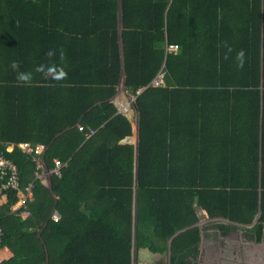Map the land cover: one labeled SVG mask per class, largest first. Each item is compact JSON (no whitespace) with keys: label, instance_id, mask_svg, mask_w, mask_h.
Here are the masks:
<instances>
[{"label":"trees","instance_id":"16d2710c","mask_svg":"<svg viewBox=\"0 0 264 264\" xmlns=\"http://www.w3.org/2000/svg\"><path fill=\"white\" fill-rule=\"evenodd\" d=\"M2 50L0 151L5 140L39 142L48 167L54 158L63 165L49 190L29 155L9 153L22 185L33 183L35 220H2L1 242L13 254L0 264H130L134 180L137 245L162 249L170 239L171 264L197 256L196 205L241 222L259 210L250 231L260 238L264 0H0ZM50 50L58 65L64 51L66 80L35 72ZM13 61L32 73L30 85L17 83ZM161 70L165 84L152 85ZM122 71L138 110L136 152L120 142L130 121L108 101ZM88 127L96 131L87 137ZM15 200L10 192L0 213ZM39 220L40 236L30 227Z\"/></svg>","mask_w":264,"mask_h":264},{"label":"crops","instance_id":"0c3cea01","mask_svg":"<svg viewBox=\"0 0 264 264\" xmlns=\"http://www.w3.org/2000/svg\"><path fill=\"white\" fill-rule=\"evenodd\" d=\"M0 53L3 54V50L0 51ZM122 74H124L123 71L120 75L122 77V81L120 85L116 86L118 88L116 90L117 93H115V96L118 97L119 101L114 99L112 100L115 103L114 105L117 108V111L125 114V116L128 117L130 121H133L132 117L129 114L128 116L126 115L127 111L125 109L126 106L129 105L125 99V89L123 87L124 77L122 76ZM119 87H121L122 89ZM140 90L141 89H139L138 92ZM135 113L137 122L135 124L133 123V126L131 128L133 139V142L131 143L136 145L138 139V112L135 111ZM5 142H7V140H5ZM4 201L5 198H1L0 205L3 204ZM133 205L135 208V197ZM202 210L205 216L204 218L199 217V221L196 224L200 226V239L203 243L202 245L207 248L205 256H208V258L204 259V262L211 263L216 261V263L218 262V264H264V225L261 231V236L258 240L256 239L253 232L250 231L251 227L256 223L258 219L260 212L259 210L253 216L250 222L233 221L227 217L222 216L210 218L203 208ZM23 211V209H19L18 214L20 215L21 213H23ZM28 213L29 210L26 209V211H24V214L20 215L21 219H24ZM216 221L224 223L226 226L228 225L230 227L228 228V230L220 232L216 227L212 226V224ZM218 242L219 247L216 245V243ZM12 254L13 253L10 248L6 245H2L1 242L0 261L11 257ZM213 255L217 257L214 258Z\"/></svg>","mask_w":264,"mask_h":264},{"label":"built area","instance_id":"2783aa9c","mask_svg":"<svg viewBox=\"0 0 264 264\" xmlns=\"http://www.w3.org/2000/svg\"><path fill=\"white\" fill-rule=\"evenodd\" d=\"M176 48V43H172L167 46V49L175 50ZM163 75L164 71H159L156 76L151 80V84L155 86L164 85L165 82L163 79ZM78 127L79 129L83 128L82 125H78ZM94 131V128L89 127L86 131L87 137L93 134ZM4 145V150L0 152V199L5 198L4 202H6L9 193L13 192L16 197V200L12 203L9 211L5 213H0V244L4 233L2 220L8 218L9 215L13 216V214L18 213V210L21 207V209L26 211V201L30 199V197H32L33 187L32 181L28 182L24 186L22 185L18 166L16 162L9 156V153H11L15 149L21 150L32 158V160L35 162L36 168L42 167V171L53 170L54 168H59L60 164H63L59 159L54 158V165L48 168L43 156L46 146L42 143H32L29 140H21L7 141L4 143ZM24 211L21 214H24ZM58 214L60 216V213ZM54 219L57 218L55 217Z\"/></svg>","mask_w":264,"mask_h":264},{"label":"rangeland","instance_id":"374dc122","mask_svg":"<svg viewBox=\"0 0 264 264\" xmlns=\"http://www.w3.org/2000/svg\"><path fill=\"white\" fill-rule=\"evenodd\" d=\"M118 3H119V0H118ZM119 11L120 10H118V12ZM118 29H119V31L121 29L120 20L118 21ZM122 76L124 77V74H122ZM121 81H122V77L120 76L119 81L116 84V86L117 85H120ZM123 87L125 89V91H124V94H125V97H126L125 99H126V102L129 105V106H126V109H125L127 111L126 112V115L128 116V114H129L132 117V119H133V121H130L128 119L130 121L131 128H132L133 123L135 124L137 122L135 111L138 112V110H137V108L135 106V103H134L135 93L129 92L125 88V86H123ZM117 88L118 87L115 88L114 93L108 98V101H110L113 104H115V103H114V101L112 99L119 101L118 97L115 96V93H117V91H116ZM119 88H121V87H119ZM76 125L78 127V125H81V124L80 123H77ZM94 129L96 131V128H94ZM95 131H94V133H95ZM86 136H87V134H86ZM133 147H134V151L136 152L137 143H136V145L133 144ZM136 164L137 163L134 160L135 172H136ZM53 165H54V163H53ZM62 165L63 164H60V167ZM52 166H50V167H52ZM60 167L59 168H54L53 170H48V171H42V169H41L42 167L41 168L40 167L34 168L33 169V174H34V171H35L36 172V175H38V176L35 175L34 177H36L37 179H40L42 181V183H44L46 185V187L49 190H51L50 187H51V183H52V174H59L60 173ZM133 190H134V196H133V198H134L135 197V191H136V182H135V180L133 181ZM51 192L49 191V195L50 194L52 195ZM53 196H54V198H56V195L53 194ZM31 198L32 197H30V199ZM28 202H29V199L26 201V209L27 210L29 209V205L27 204ZM132 210H133V222H132V224H133V230H132L133 237H132V240H131V258H130V264H171L170 263V239H167L166 240V242L164 244L165 245L164 246L165 248H162V249H160L156 245L155 246H149L147 244L142 245V246L137 245L136 238H135V208H134V205H133ZM58 213L59 212L56 210L55 206H53V201H52L51 202V206H50V210H49V216H51L52 218H55L56 217L58 219L60 217ZM25 218L26 219H29L30 221L35 220V217L32 216V214L30 213V210H29V213L27 214V216ZM198 221H199V218H198ZM198 221L196 223H198ZM43 223L44 222H42V220H39L38 223H33L32 226H30L31 229L38 236L41 235V231L43 230V225H44ZM180 230H177L175 232V234L178 233ZM201 238H202V236H201ZM46 254H47V251H45V256H46ZM43 264H46V262H44ZM185 264H195V261L192 258H189L188 257V258H186Z\"/></svg>","mask_w":264,"mask_h":264},{"label":"clouds","instance_id":"9594fccd","mask_svg":"<svg viewBox=\"0 0 264 264\" xmlns=\"http://www.w3.org/2000/svg\"><path fill=\"white\" fill-rule=\"evenodd\" d=\"M232 49L229 47V52H231ZM46 56L49 58L50 63L48 64H41L38 65L35 69V72L42 74V77L44 80L52 81V82H59L62 80L67 79V71L65 70L63 66V62L66 59V55L63 50H60L59 53V60L61 64H56L54 61V57L56 56L55 51L50 50L47 52ZM227 58V57H225ZM236 60H237V67L243 68L245 63V53L244 50H240L236 54ZM11 69L16 72V80L17 83L21 86L24 85H30L33 80V75L31 72H22L20 71V63L18 61H13L10 65ZM51 86H55L54 83ZM138 92V90H137ZM39 143V142H37ZM43 144V143H42Z\"/></svg>","mask_w":264,"mask_h":264},{"label":"flooded vegetation","instance_id":"af4514ba","mask_svg":"<svg viewBox=\"0 0 264 264\" xmlns=\"http://www.w3.org/2000/svg\"><path fill=\"white\" fill-rule=\"evenodd\" d=\"M220 232H222V230L220 228H217ZM202 241L201 239L199 240V243H198V253H197V256L195 258H193L192 256H189V258H192L194 261H195V264H218V262L216 263L215 262H211V263H206L204 262L203 260L204 259H207L208 256H205V252H206V249L204 245H202ZM216 245L219 247V242L216 243ZM217 249V247H216ZM201 255V256H200ZM205 257V258H204ZM213 257H217L215 255H213Z\"/></svg>","mask_w":264,"mask_h":264},{"label":"water","instance_id":"95a60500","mask_svg":"<svg viewBox=\"0 0 264 264\" xmlns=\"http://www.w3.org/2000/svg\"><path fill=\"white\" fill-rule=\"evenodd\" d=\"M120 142L121 143H126V142L131 143V142H133L132 134L123 137L122 139H120ZM195 208H196L198 216L200 218H204L205 214H204L202 208L199 205H196Z\"/></svg>","mask_w":264,"mask_h":264}]
</instances>
